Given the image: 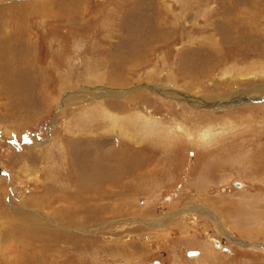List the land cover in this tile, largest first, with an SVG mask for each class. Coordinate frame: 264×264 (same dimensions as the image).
I'll use <instances>...</instances> for the list:
<instances>
[{
	"label": "rangeland",
	"instance_id": "obj_1",
	"mask_svg": "<svg viewBox=\"0 0 264 264\" xmlns=\"http://www.w3.org/2000/svg\"><path fill=\"white\" fill-rule=\"evenodd\" d=\"M5 24L0 264H264V0H0ZM99 87L131 92L60 106ZM23 202L94 221L25 232Z\"/></svg>",
	"mask_w": 264,
	"mask_h": 264
},
{
	"label": "bare ground",
	"instance_id": "obj_2",
	"mask_svg": "<svg viewBox=\"0 0 264 264\" xmlns=\"http://www.w3.org/2000/svg\"><path fill=\"white\" fill-rule=\"evenodd\" d=\"M5 25L6 26H4V27H6V28H4V30L8 29L9 32L7 30H5V33H3L4 31L1 30L2 28L0 29V31H2V33H0V37H1L0 38V68H2L4 63L9 64L10 63L9 61H11L12 58L17 57L18 48L20 46H21V48H23V50L27 49V48L23 47V44L19 46V44H21V43L18 40L15 39V38H20L21 39L20 36L17 37L18 36L17 35L18 34L17 31L15 29H12V28H7V26H8L7 24H5ZM6 31L8 33H6ZM10 56H12V58ZM15 67H16V64H15V61H14L13 65L10 66V68L13 69V70H11V74L12 75L14 74V68ZM6 68H9V67H6ZM159 88H161V89L163 88L162 92H166V91L169 92L171 90V88L169 89V87H167V86L166 87H160L159 86L158 88H156V90L158 92L160 91ZM98 89H100V90H98ZM89 91H90V95L85 93V90H81V93L65 95L64 98L62 99V102H61L60 106L62 107L64 105H68V104H71V103L77 104L79 102H84L85 100L89 101L92 98L94 99V97L95 98L96 97L102 98V97H105L106 95L115 96L117 98H124L125 95H127L129 92H131L130 89H119V88H111V87H105V88L99 87V88L91 89ZM252 92L261 93V94H256V96H263L264 97V85L253 88ZM242 93H244V94H242ZM246 96L247 95L242 90V91H239V92H235L232 96H230V97H228V98H226L224 100H222V99L225 96H221L217 100H214V97H207L206 96V97H203L201 99L202 101H200L198 103L199 104H203L204 107H211V105H220V106H225V107L234 106V105L236 106L238 104L243 103L245 101V97ZM262 99H264V98H262ZM215 107H218V106H215ZM74 195H75L74 196L75 199L78 201L79 200L78 199V193L76 194V192H74ZM22 205H23L22 208L17 209V221H18L17 224L19 225V226L18 225L17 226L21 230H23L25 232H31V230H35V229L39 228V226H42V227H45V228L46 227L47 228H51L52 225H54L53 226L54 228L55 227H60V228L64 227V228L68 229L69 227L72 228L74 226V224H75V226L82 225L83 224L82 221L84 223H89L90 221L91 222L94 221V218L89 216L88 210L83 208V206H81L82 208L76 209V211L78 212L79 215L83 214V217L85 219L83 217H81V216H78V217L72 216V213H74V212H72V209H71V211L67 209L66 214H65L66 216L63 214L64 217H63V219L61 218L62 221H58L56 219H51V215H49V214L46 215L45 214L46 212L43 213V211H41V210L30 209L28 207V205L25 204V202H23ZM69 212H71V215H68ZM210 214H211V212H210ZM215 216L216 215L213 214L214 218H215ZM71 218H73L74 222L69 223L67 220H69ZM177 220H178V215L177 214H170L169 217L165 220V222H160V223H162L161 225H165L167 223L175 224ZM126 221H122V222L119 221V223H125ZM149 221L151 222V224L154 223L153 220H149ZM133 222H136V221H133ZM138 222H141V221H138ZM142 222L149 224L148 221L147 222L146 221H142ZM114 224H115L114 222H108V223H104V224H101V225L98 224V226H96L94 228H92V226H90L91 228H87V230L83 229V231H87L88 233L94 234L97 231H99L101 228L106 227V226H111V225H114ZM78 229L82 230V228H80V227H78ZM222 229L224 231H226V232L228 230L227 227H222ZM45 230H43V231H45ZM68 235H71V234H67V236ZM240 243H241V245H244V246L264 247V244H257V243H252V242H248V241H241ZM79 245H80V249H82V244H79ZM79 245H77V248H78ZM85 246L86 245H84L83 248H85ZM215 246L217 248L221 247V244H220V242L218 240L215 241ZM191 253H194L196 255L198 254L197 252H190V255H191Z\"/></svg>",
	"mask_w": 264,
	"mask_h": 264
},
{
	"label": "water",
	"instance_id": "obj_3",
	"mask_svg": "<svg viewBox=\"0 0 264 264\" xmlns=\"http://www.w3.org/2000/svg\"><path fill=\"white\" fill-rule=\"evenodd\" d=\"M239 185V184H238Z\"/></svg>",
	"mask_w": 264,
	"mask_h": 264
}]
</instances>
